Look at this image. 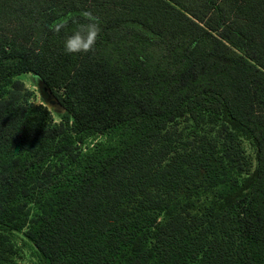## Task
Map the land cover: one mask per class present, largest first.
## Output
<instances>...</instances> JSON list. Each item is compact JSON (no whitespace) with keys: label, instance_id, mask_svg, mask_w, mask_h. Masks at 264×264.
Returning a JSON list of instances; mask_svg holds the SVG:
<instances>
[{"label":"trees","instance_id":"obj_1","mask_svg":"<svg viewBox=\"0 0 264 264\" xmlns=\"http://www.w3.org/2000/svg\"><path fill=\"white\" fill-rule=\"evenodd\" d=\"M12 232L35 264H264V0H0V264Z\"/></svg>","mask_w":264,"mask_h":264},{"label":"rangeland","instance_id":"obj_2","mask_svg":"<svg viewBox=\"0 0 264 264\" xmlns=\"http://www.w3.org/2000/svg\"><path fill=\"white\" fill-rule=\"evenodd\" d=\"M23 83L24 87V98L28 99L29 103L33 105L43 104L48 107L52 114V122H59L60 116L58 115V111L62 110L59 106H51L48 105L47 102L43 100L42 94L40 92V88L38 86L37 80L33 77L31 73H23L18 76ZM188 122H184L182 126H187ZM188 128V127H187ZM95 141H88V146H92ZM244 146L247 152L251 155L255 165V146L248 139H244ZM36 208L32 206V214L36 212ZM10 238L12 243L15 246V253L13 255V259L17 264H35V250L30 242L26 240L24 235L19 232H12L10 234Z\"/></svg>","mask_w":264,"mask_h":264},{"label":"clouds","instance_id":"obj_3","mask_svg":"<svg viewBox=\"0 0 264 264\" xmlns=\"http://www.w3.org/2000/svg\"><path fill=\"white\" fill-rule=\"evenodd\" d=\"M80 17L85 23H78L70 16L61 17L49 25V30L59 34L66 29L69 23L76 24L75 29L65 37L64 50L67 54H79L90 52L99 37L101 28L99 18L91 11H82Z\"/></svg>","mask_w":264,"mask_h":264},{"label":"water","instance_id":"obj_4","mask_svg":"<svg viewBox=\"0 0 264 264\" xmlns=\"http://www.w3.org/2000/svg\"><path fill=\"white\" fill-rule=\"evenodd\" d=\"M46 102L48 105L60 107V102L55 95L51 94L50 96H48V98L46 99Z\"/></svg>","mask_w":264,"mask_h":264}]
</instances>
